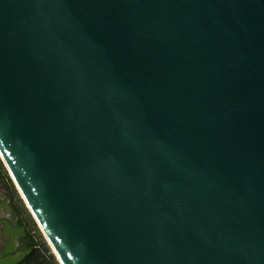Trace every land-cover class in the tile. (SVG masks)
<instances>
[{
    "label": "water",
    "instance_id": "obj_1",
    "mask_svg": "<svg viewBox=\"0 0 264 264\" xmlns=\"http://www.w3.org/2000/svg\"><path fill=\"white\" fill-rule=\"evenodd\" d=\"M0 159L61 264H264V0H0Z\"/></svg>",
    "mask_w": 264,
    "mask_h": 264
},
{
    "label": "flooded vegetation",
    "instance_id": "obj_2",
    "mask_svg": "<svg viewBox=\"0 0 264 264\" xmlns=\"http://www.w3.org/2000/svg\"><path fill=\"white\" fill-rule=\"evenodd\" d=\"M14 185L0 166V264H11L14 259L12 264H51L47 248L31 228L33 217L29 210L25 212L27 205L18 198Z\"/></svg>",
    "mask_w": 264,
    "mask_h": 264
},
{
    "label": "rangeland",
    "instance_id": "obj_3",
    "mask_svg": "<svg viewBox=\"0 0 264 264\" xmlns=\"http://www.w3.org/2000/svg\"><path fill=\"white\" fill-rule=\"evenodd\" d=\"M0 166L2 167V170H3V172L4 173H6V174H8L7 172H6V169H5V167H4V165H3V163H2V161H1V159H0ZM16 189V188H15ZM17 193V192H16ZM18 194V193H17ZM18 198H19V194H18ZM20 199V198H19ZM22 202V201H21ZM20 202V203H21ZM22 205H24V203L22 202L21 203ZM24 210H25V212L28 214L29 212H28V209L26 208V206L24 205ZM33 219V218H32ZM32 224H33V226H31V228H32V230H34V232H35V235L37 236V237H39L40 238V240L43 242V244L45 245V247L47 248V250H48V252H49V261H50V263L51 264H59V262H58V260H56V258H55V256H54V254H53V251H52V249L50 248V246H49V244H47L46 243V239H44V237H43V235H42V232L40 231V229L38 228V226H37V224H36V222H35V220L33 219L32 220ZM57 261V262H56Z\"/></svg>",
    "mask_w": 264,
    "mask_h": 264
},
{
    "label": "bare ground",
    "instance_id": "obj_4",
    "mask_svg": "<svg viewBox=\"0 0 264 264\" xmlns=\"http://www.w3.org/2000/svg\"><path fill=\"white\" fill-rule=\"evenodd\" d=\"M14 184H15V186H16V189H17V191H18V193H19V195L21 196V198L24 200V197L22 196V194H21V192H20V190H19V188H18V186L16 185V183L14 182ZM24 202H25V200H24ZM25 204H26V202H25ZM38 225V224H37ZM38 227H39V229H40V231L42 232V234H43V231H42V229H41V227L38 225ZM43 236H44V234H43ZM44 238L46 239V237L44 236ZM46 241H47V239H46ZM48 242V241H47ZM48 244H49V242H48ZM49 246H50V244H49ZM50 248H51V246H50ZM52 249V248H51ZM57 260H58V262H59V264H61V262L59 261V259L58 258H56Z\"/></svg>",
    "mask_w": 264,
    "mask_h": 264
}]
</instances>
